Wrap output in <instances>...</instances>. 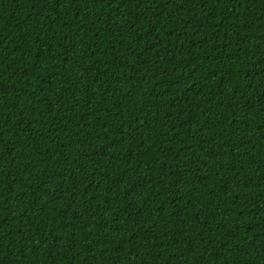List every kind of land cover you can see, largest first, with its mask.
Returning a JSON list of instances; mask_svg holds the SVG:
<instances>
[{
	"label": "trees",
	"instance_id": "obj_1",
	"mask_svg": "<svg viewBox=\"0 0 264 264\" xmlns=\"http://www.w3.org/2000/svg\"><path fill=\"white\" fill-rule=\"evenodd\" d=\"M0 264H264V0H0Z\"/></svg>",
	"mask_w": 264,
	"mask_h": 264
}]
</instances>
